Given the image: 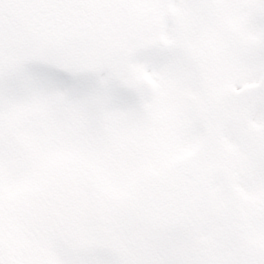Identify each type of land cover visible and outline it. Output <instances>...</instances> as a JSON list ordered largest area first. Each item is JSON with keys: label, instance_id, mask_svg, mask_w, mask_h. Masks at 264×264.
<instances>
[{"label": "rangeland", "instance_id": "374dc122", "mask_svg": "<svg viewBox=\"0 0 264 264\" xmlns=\"http://www.w3.org/2000/svg\"><path fill=\"white\" fill-rule=\"evenodd\" d=\"M111 1L119 5L117 12L100 13L98 29L91 30L86 42L75 50L65 47L59 51L61 56L57 52L38 56L27 46L24 33L19 32L0 51V234L12 264H190L196 257L190 246L181 245L184 237L180 236L178 243L172 235L146 240L127 234L123 241L116 230H110V235L103 231L93 235L94 225L89 219L97 218L100 212L87 211V219L73 210L72 203L67 206L72 210L67 214L76 216L68 217L70 230L56 232L59 235L51 231V235L41 236L19 218L29 217L36 227L40 226V201L35 196L65 185L73 191L80 188L78 195L84 200L85 210L97 206L101 199V211L105 212L108 206L128 201L137 180L146 172H156L159 160L176 164L202 152L206 144L213 148V159L222 167L234 160L242 161V166L249 163L258 167V156L264 158V91L260 95L236 93L264 84V0H161L160 5L157 0ZM156 43L152 47L144 45ZM72 50L67 61V53ZM188 52L191 59L184 58ZM194 56L197 61L192 60ZM13 59L15 68L11 72ZM28 62L37 65L25 69ZM62 65H67L74 76L106 68L109 75L116 72L122 81L98 75L107 88L102 94L97 81L85 75L80 79L84 80L82 89L65 93L61 82L49 81L42 74H51ZM142 68L145 74L141 77ZM136 71L137 75L133 73ZM194 71L205 73L208 82L203 77L196 80ZM123 82L141 89L143 100H139L148 105L152 117L120 97V88L126 89ZM101 94L106 105L105 127H110L105 145L95 139L89 142L86 137H74L75 124L90 122L94 117L95 102L91 108L86 104ZM195 95L198 100L190 101L197 121L186 110L190 111L189 100L185 103ZM197 104L199 110H193ZM210 130V136H205ZM245 130L259 136L255 149L260 153L252 161L247 151L253 143H249ZM105 146L117 149L116 153ZM95 168L100 175L92 177V186H87L91 175L85 177ZM242 170L236 167L234 179L223 173L227 186L220 175L212 181L206 212L198 216L191 236L196 243L192 245L194 251L199 248L196 264H213L212 257L217 264H236L234 240L227 231L234 218L233 201L242 215L249 214L247 205L259 204L256 218L253 211L246 217L253 223L248 225L247 234L250 241L264 244V168L254 179ZM241 178L252 181L245 183ZM86 187L88 193L83 195ZM53 199L52 215L64 209V200ZM18 202H24L20 204L25 208H19ZM106 235L107 240L115 242H111V249H106L102 241ZM121 251L124 255L120 256Z\"/></svg>", "mask_w": 264, "mask_h": 264}, {"label": "water", "instance_id": "95a60500", "mask_svg": "<svg viewBox=\"0 0 264 264\" xmlns=\"http://www.w3.org/2000/svg\"><path fill=\"white\" fill-rule=\"evenodd\" d=\"M0 5L46 47L80 41L93 20L88 0H0ZM207 189L201 158L191 159L174 175L149 179L127 208L126 219L154 229L179 225L192 216ZM0 264H10L1 242Z\"/></svg>", "mask_w": 264, "mask_h": 264}, {"label": "trees", "instance_id": "16d2710c", "mask_svg": "<svg viewBox=\"0 0 264 264\" xmlns=\"http://www.w3.org/2000/svg\"><path fill=\"white\" fill-rule=\"evenodd\" d=\"M103 4L106 5L105 7H106L107 12H114L115 11V9H114L115 6L112 5L110 2H107V0H104ZM19 30H22L21 26L18 25L17 23H15V21L10 19L7 15H4L3 19L0 22V40L3 38L8 39L9 36L12 35V33L17 32ZM76 46H78V45H76ZM76 46H75V48H79ZM114 214L116 215L118 213H114ZM116 226L119 227V222L116 223ZM125 228H123V229H125Z\"/></svg>", "mask_w": 264, "mask_h": 264}, {"label": "bare ground", "instance_id": "6f19581e", "mask_svg": "<svg viewBox=\"0 0 264 264\" xmlns=\"http://www.w3.org/2000/svg\"><path fill=\"white\" fill-rule=\"evenodd\" d=\"M134 71V70H133ZM133 73H136V72H133Z\"/></svg>", "mask_w": 264, "mask_h": 264}]
</instances>
